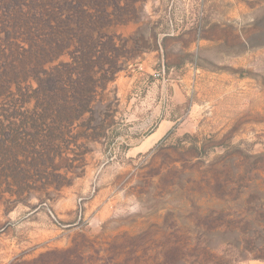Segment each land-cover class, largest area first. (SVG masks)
Returning a JSON list of instances; mask_svg holds the SVG:
<instances>
[{
  "label": "rangeland",
  "instance_id": "rangeland-1",
  "mask_svg": "<svg viewBox=\"0 0 264 264\" xmlns=\"http://www.w3.org/2000/svg\"><path fill=\"white\" fill-rule=\"evenodd\" d=\"M136 1L107 33L164 51L72 123L36 90L74 48L3 77L35 29L0 11V264H264V0Z\"/></svg>",
  "mask_w": 264,
  "mask_h": 264
},
{
  "label": "trees",
  "instance_id": "trees-1",
  "mask_svg": "<svg viewBox=\"0 0 264 264\" xmlns=\"http://www.w3.org/2000/svg\"><path fill=\"white\" fill-rule=\"evenodd\" d=\"M136 2L0 0V11L5 12L12 25L22 28L33 26L35 29L29 35L32 40L30 47L15 58L10 67L5 68L3 77L9 74L19 77L26 72L28 65H33V69L42 68L73 47V62H61L52 71L43 70L44 75L38 77L36 92L44 108L42 116L51 111L74 122L84 114L96 87L106 90L127 62L137 59L144 52L164 51L166 38L160 41L159 26L158 29L157 26L152 28L149 36L143 27L129 38L107 33L109 27L130 20L127 14L139 10ZM65 260H68L67 257Z\"/></svg>",
  "mask_w": 264,
  "mask_h": 264
}]
</instances>
